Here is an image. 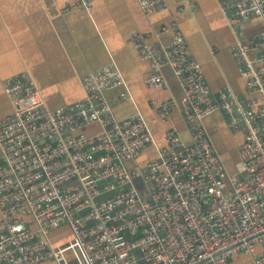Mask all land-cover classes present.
Here are the masks:
<instances>
[{"label":"built area","instance_id":"obj_1","mask_svg":"<svg viewBox=\"0 0 264 264\" xmlns=\"http://www.w3.org/2000/svg\"><path fill=\"white\" fill-rule=\"evenodd\" d=\"M79 5L89 10L87 0ZM231 7L264 25V0ZM161 32L171 41L161 61L150 55L147 83L161 86L159 69L169 67L187 139L169 128L159 146L140 112L116 118L106 95L126 85L114 65L84 78L81 103L55 110L28 78L4 83L11 113L0 122V264H229L236 254L264 264V28L236 46L246 106L231 93L215 102L177 24ZM119 97L132 101L128 90ZM175 105L163 102L160 119ZM219 111L242 123L233 174L204 125ZM63 229L69 239L55 244L51 233Z\"/></svg>","mask_w":264,"mask_h":264},{"label":"crops","instance_id":"obj_2","mask_svg":"<svg viewBox=\"0 0 264 264\" xmlns=\"http://www.w3.org/2000/svg\"><path fill=\"white\" fill-rule=\"evenodd\" d=\"M87 1L88 11L80 7V0H0V122L11 113L4 83L28 78L45 105L55 110L81 103L86 97L84 78L114 65L126 85L106 95L116 118L140 112L159 146L165 144L164 133L169 128L187 139L179 107L181 90L169 67L159 69L161 86L147 83L154 74L150 55L161 61V48L171 41L170 33H160V29L171 23L182 32L188 56L200 63L215 102L219 103L221 94L231 93L247 105L236 46L263 31L264 25L259 18L241 20L236 9L230 8L236 0H190L193 12L184 8L183 0H144L154 8L150 14L138 0ZM125 88L132 101L120 99ZM165 101L176 102L167 121L157 112ZM204 125L222 156L227 159L233 154L229 158L237 160L243 137L239 123L231 125L219 111L206 118ZM84 130L90 133L93 129ZM226 140L232 143L228 147ZM151 155L153 150L148 149L141 160ZM69 237L64 229L51 233L55 244ZM228 263L254 264L242 254L230 257Z\"/></svg>","mask_w":264,"mask_h":264},{"label":"rangeland","instance_id":"obj_3","mask_svg":"<svg viewBox=\"0 0 264 264\" xmlns=\"http://www.w3.org/2000/svg\"><path fill=\"white\" fill-rule=\"evenodd\" d=\"M239 127H242V123H239ZM225 142H227V145H226V147H228V146H230V144H232L231 143V141L229 140V143H228V141L226 140ZM217 149V148H216ZM226 150H228V149H226ZM217 151H218V154H219V156L221 157V159H222V161H223V163H224V166H225V168H226V170L229 172V174H233L234 173V163H235V161H236V159H234V158H229L230 156H232L233 154H230L229 156H228V158L227 159H225L224 157V155L222 154V150H220V149H217ZM231 151V150H230ZM224 157H223V156Z\"/></svg>","mask_w":264,"mask_h":264},{"label":"water","instance_id":"obj_4","mask_svg":"<svg viewBox=\"0 0 264 264\" xmlns=\"http://www.w3.org/2000/svg\"><path fill=\"white\" fill-rule=\"evenodd\" d=\"M203 74H204V72H203ZM50 109V108H49ZM79 132H85V130L84 129H82V130H80ZM237 161V160H236Z\"/></svg>","mask_w":264,"mask_h":264},{"label":"bare ground","instance_id":"obj_5","mask_svg":"<svg viewBox=\"0 0 264 264\" xmlns=\"http://www.w3.org/2000/svg\"><path fill=\"white\" fill-rule=\"evenodd\" d=\"M127 89L125 88L123 91H126ZM16 93V92H15Z\"/></svg>","mask_w":264,"mask_h":264}]
</instances>
